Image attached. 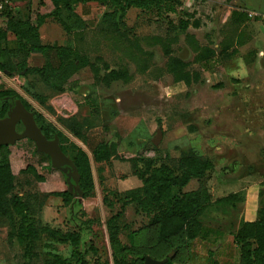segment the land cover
<instances>
[{
	"label": "rangeland",
	"instance_id": "obj_1",
	"mask_svg": "<svg viewBox=\"0 0 264 264\" xmlns=\"http://www.w3.org/2000/svg\"><path fill=\"white\" fill-rule=\"evenodd\" d=\"M21 1V11L0 13V30L17 19L30 17L36 23L40 15H48V22L56 21L50 15L55 10L53 0ZM236 1L257 14L252 21L244 19V29L247 34L254 32L264 45V0H161L160 7L166 10L171 4L176 12L166 11L160 17L155 9L141 14L136 9L129 18L135 22L134 29L127 33L122 27L132 43L137 35L151 41L148 34L164 30L163 24L170 25L175 35L174 54L189 61L190 69L202 72V79L191 85L175 81L170 56L164 52L168 39L154 46V58L134 47L124 48V54L116 51L129 45L118 38L120 49L96 43L101 15L113 9L109 2L93 1L83 6L90 16L80 23L89 29L86 33L90 38L83 36L74 47L100 65L103 62L96 60L97 56L110 66L128 69V82L96 81L88 66L65 84L54 78L45 83L40 75H25L21 56L13 49L17 39L8 33L11 49L0 56L7 70V76L0 79V89L17 91L18 99L34 114L47 138H59L63 152L77 168V179L71 177L70 184V170L54 166L33 140L9 145L13 179L6 199L11 212L0 214V264H53L56 257L70 259L65 264H115V258L122 264H136L146 256L165 264L175 255L182 258L176 264H208L211 253L221 264H241L235 238L240 224L247 217L256 220L264 213V91L251 92L249 84L262 85L264 69L251 67L250 78L236 76L238 72L246 75L229 63L203 71L194 52L185 46L186 36L191 34L198 37L196 43L215 45L235 40L237 29L227 11ZM187 11L193 14L192 19L201 20L200 28L180 29L179 20L185 19ZM106 21L104 18L103 23ZM208 23H212L211 30L204 27ZM105 72L102 68L101 77ZM257 72L259 79L254 78ZM239 83L242 85L235 90L234 84ZM159 134L160 141L154 144ZM99 141L114 145L115 150L108 159L96 162L92 150ZM191 147L215 164L207 181L212 201L230 193H237L239 201L210 204L200 216L203 235L190 241L172 235L165 244L159 227H150L162 207L146 196L145 162L170 165L178 172V159ZM198 185L192 180L185 189ZM14 196L22 202V216L13 209ZM179 223L172 225V231ZM45 225L70 238H52ZM21 232L25 236L20 237Z\"/></svg>",
	"mask_w": 264,
	"mask_h": 264
},
{
	"label": "trees",
	"instance_id": "obj_2",
	"mask_svg": "<svg viewBox=\"0 0 264 264\" xmlns=\"http://www.w3.org/2000/svg\"><path fill=\"white\" fill-rule=\"evenodd\" d=\"M90 1H98L103 4L111 3L113 9L112 11L106 12L104 18L110 22L115 30L119 31L120 36L125 35L126 30L127 32L132 30V28H127L125 23L126 13L131 7H139L149 11L155 9L154 11H157L159 16H163L166 11L176 12V7L171 4L168 5L166 10L160 7L161 0H53L55 10L50 15L68 31L71 26L62 18L61 10L65 9L71 14L74 12V6L76 4L88 3ZM8 10L15 11L14 8H7L0 13ZM47 16L40 15L36 23L30 17L27 19H17L11 21L6 29L0 30V56L11 49L7 45V35L8 33H12L17 39V45L13 49L21 56L20 64L24 74L40 75L45 83H49L54 78L57 82L65 84L74 74L87 66L94 72L96 81L102 80L110 84L115 81L128 82L131 79V74L128 69L112 68L102 56L96 57V60L103 62L100 65L98 61L92 60L77 47L58 45L56 43L42 44L39 28L46 21ZM189 25V19L180 18V29L186 30ZM122 27H125V31H122ZM164 52L170 56V50L168 48ZM32 53L43 54L46 58L45 63L42 66L30 65L29 57ZM232 54H226L225 49H222L217 54L214 49L205 47L196 55V61L200 63L202 68L209 70L218 65L223 58H230ZM189 66L188 62H185L179 57L170 56L169 58V68L177 82L182 81L187 85H191L193 82L201 80L200 72L191 71ZM5 67L6 64L0 60V72L7 76ZM102 68L106 72L101 77ZM18 98H21V96L17 91L0 89V117L7 115L11 105ZM95 112L98 114L99 109L96 108ZM17 129L19 132L23 131V124L19 123ZM194 130V127H191V131ZM8 147L9 145L0 146V214L2 215H9L11 212V205L7 203L6 199V193L13 179L8 157ZM114 150V145H109L105 141H99L94 146L92 152L95 161L101 162L108 159ZM43 154L49 158V155ZM153 162V160L145 162V171L148 175L147 181L149 182L145 193L150 200L160 202L162 207L156 217L151 220L150 227H159V237L163 242H166L165 244H169L167 237L172 235H182L187 241L203 235L205 227L200 220V216L210 204L239 201L237 193H230L212 201L207 181L210 180L211 173L215 169V164L211 158L206 157L195 147H191L186 153L180 156L176 168L178 172L170 165L161 164L156 166ZM192 180L199 182L198 187L192 190H186L185 188ZM63 197L66 204H68L69 200L65 196ZM11 204L18 215L22 216L24 214V208L18 196H14L11 199ZM176 221L180 223L176 226V231H172L171 227ZM45 226L52 238L69 237V235L63 233L60 229H55L48 225ZM33 235L37 237L38 233L33 231ZM23 236L25 235L21 232L20 237ZM114 238L115 236L112 235V239ZM235 238L241 250V264H264V213L256 220L242 221ZM69 260L56 257L53 264H65ZM144 261L145 257H142L136 264H145ZM176 261L182 262V258L179 255H175L165 264H176ZM115 264H122V262L115 258ZM208 264L221 263L211 253Z\"/></svg>",
	"mask_w": 264,
	"mask_h": 264
},
{
	"label": "crops",
	"instance_id": "obj_3",
	"mask_svg": "<svg viewBox=\"0 0 264 264\" xmlns=\"http://www.w3.org/2000/svg\"><path fill=\"white\" fill-rule=\"evenodd\" d=\"M92 2L93 1H90L88 3L76 4L74 6V12L71 14L65 9L61 10L62 18L68 23V25L71 26L68 31L65 30L63 28V26L61 24L57 23V21H55V20H53L54 22H48L47 21L48 18H47L46 21L39 28L40 38H41L42 44H54V43H56L58 45L75 46V44L78 43V45H80V43L82 42V41H80V39L83 38V36H85V37L90 36V33L89 34L86 33V32H88L89 29L87 28L85 30L84 25L82 23H80L84 20H87L90 16V15L86 14V11L83 10V6L90 4ZM22 4H23V1L15 0L14 1V7H13L14 10L15 11H21L23 8ZM235 4L236 5L231 6V8H229V10L227 11V13H229L231 15V23L233 22L235 28L237 29L238 35H237L235 40L230 41V42L227 41L226 43L224 42L222 44H215V45L210 44V43H202L201 41H199L200 43H196L195 40H199L198 37H194L193 34H191L189 36H186V40H187L186 42L187 43H185V46L189 50L194 52L195 61H196V55L199 52H201L205 47H209V48L214 49L217 54L220 53V51L222 49H225L226 54L233 53L232 56H230V58H223L222 60H220L219 63H229L230 65H233L234 69L242 68L241 71H242V73H245L246 76H241L240 72H238L236 74V76H238L239 78H243V77H249V74H250L249 69L251 67H253L256 71L259 69H264V45H260V41L256 40L258 36L254 32L249 33V34L245 33V29H244L245 24L243 23V21L245 18L247 20H250V21H252V19H250L251 17L248 16V13H247L248 10H245L243 8L244 6H242L240 3H237V1ZM136 9L140 10L138 14H141V11L146 12V13L151 12L149 10L142 9L139 7H131L126 13L125 23H126V27L132 28V30L135 27V25H134L135 22H131L129 18L133 14L134 10H136ZM107 12H109V11H107ZM171 12L172 11H169L168 14H171ZM105 13L106 12L102 13V15H101L102 21L97 25V29L95 30V40H96L97 44L100 42V43H102L101 45H103V42H105L108 46H111L112 49H120L119 44L121 42H126V43H129V45L127 47L123 46L120 50H116V51H123L122 53L124 54V48L127 50L131 47H134L138 53L143 54V55L144 54H148V55L152 54V56L154 58V55H155L154 50H153L154 46L156 44L160 43L159 41L168 39L169 40V42L167 43L168 45H166V47L164 49L168 48L170 50V56H175V57L181 58L180 56L175 55L173 52L172 41L175 39V35L172 34L173 30H172V28H170V25H164L163 24L164 30H162V31L160 30V32H159V30L154 31V32L152 31L151 35L148 34L147 36L150 37L151 41H146L144 38L141 40L139 35H137L136 37H134L135 39H133V41L131 40L132 41V43H131L130 39H128V37L125 36L126 33H125V35L120 36L119 31L115 30L109 21L108 22L106 21L103 23ZM154 13L157 14V12H154ZM192 15H193L192 13L187 11L185 19H189L190 25L186 30L181 29L182 31H184V32L188 31L191 26H193L195 29H198L201 27V25H202L201 20L200 19H192V17H191ZM160 17H162V16H160ZM76 20H78L77 24H75ZM166 22L167 23L170 22V18H168V20ZM79 24H81L80 25L81 28L77 27V25H79ZM84 24H86V23H84ZM211 25H212V23H208V25L204 26V27L206 30L207 29L211 30L213 28V27H211ZM209 30H208V32H209ZM138 34H139V31H138ZM186 35H187V33H186ZM116 38H118L120 41L121 40L122 41L119 42V41H117ZM199 44H201V46H199ZM217 47L219 49H217ZM199 49H200V51L197 53V51ZM37 59L40 60V63L35 62V60H37ZM181 59L184 60L185 62H188L190 65L189 61H186L183 58H181ZM45 61H46V58L41 53H32L31 56L29 57V64L33 65V66H42L45 63ZM196 63H199V62L196 61ZM236 65H238V67H236ZM111 67L112 68H118L117 66H111ZM189 69H190V66H189ZM201 69L203 71H207V72L212 70V69L205 70L202 67H201ZM190 70H192V69H190ZM198 71L200 72L201 79H202V72L200 70H198ZM255 74L256 75H254V78L259 79L260 74L258 72ZM228 75H230V74H228ZM180 82H182V81H180ZM262 82H263V84L260 85V84H257L256 82H255V84H253L251 81L249 84H250L252 90L250 89V91L253 92V90H255V92L257 91L258 93H262L264 91V81H262ZM239 85H242V83L241 84L240 83L234 84L235 90H236L237 86L240 87ZM240 94L241 93L236 94V95H240ZM247 220L252 221L253 219L247 217Z\"/></svg>",
	"mask_w": 264,
	"mask_h": 264
},
{
	"label": "water",
	"instance_id": "obj_4",
	"mask_svg": "<svg viewBox=\"0 0 264 264\" xmlns=\"http://www.w3.org/2000/svg\"><path fill=\"white\" fill-rule=\"evenodd\" d=\"M19 123H22L24 126L21 132L17 129ZM160 138L161 134L155 137L153 139L154 144H158ZM22 139L33 140L39 152H43L51 157L54 166L64 171L70 170V184L71 177L77 179V168L72 160L63 152L59 138L56 136L54 139H48L37 125L34 114L27 109L21 99H16L8 110L7 115L0 118V146L13 145ZM144 262L145 264H162V261L156 260L151 256H146Z\"/></svg>",
	"mask_w": 264,
	"mask_h": 264
},
{
	"label": "built area",
	"instance_id": "obj_5",
	"mask_svg": "<svg viewBox=\"0 0 264 264\" xmlns=\"http://www.w3.org/2000/svg\"><path fill=\"white\" fill-rule=\"evenodd\" d=\"M14 1L15 0H0V12L4 11L7 8H13ZM247 13H248V16L251 18L257 15L254 11H247ZM262 17H264V15ZM0 75L2 77L3 74L0 72Z\"/></svg>",
	"mask_w": 264,
	"mask_h": 264
}]
</instances>
